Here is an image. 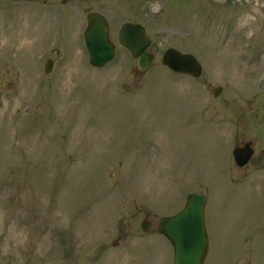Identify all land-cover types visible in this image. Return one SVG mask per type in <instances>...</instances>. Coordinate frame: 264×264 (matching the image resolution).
<instances>
[{"label":"rangeland","instance_id":"obj_1","mask_svg":"<svg viewBox=\"0 0 264 264\" xmlns=\"http://www.w3.org/2000/svg\"><path fill=\"white\" fill-rule=\"evenodd\" d=\"M90 10L115 44L103 67ZM125 21L151 39L144 70L117 41ZM168 47L200 77L162 65ZM193 191L203 264H264V0H0V264H173L158 218Z\"/></svg>","mask_w":264,"mask_h":264},{"label":"water","instance_id":"obj_2","mask_svg":"<svg viewBox=\"0 0 264 264\" xmlns=\"http://www.w3.org/2000/svg\"><path fill=\"white\" fill-rule=\"evenodd\" d=\"M87 23L83 30V40L88 52L89 62L100 67L114 56V44L111 42L108 23L103 15L88 12ZM118 42L127 48L132 57L137 58L141 69L146 68L153 59V53L148 50L150 39L145 29L139 23L125 22L117 32ZM161 63L176 73L192 77L200 76L202 67L197 58L190 53H183L173 47L165 49ZM51 60H47L45 71L50 70ZM221 86L211 89L217 96ZM250 142L232 149V155L238 166L246 164L253 150ZM205 196L201 192L187 195L183 207L177 213L159 218L157 231L164 235L171 244L173 264H202L208 247V236L205 228L204 205ZM149 225L147 220L141 223L142 230Z\"/></svg>","mask_w":264,"mask_h":264}]
</instances>
